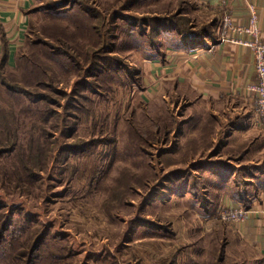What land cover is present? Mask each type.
<instances>
[{
  "label": "rangeland",
  "instance_id": "rangeland-1",
  "mask_svg": "<svg viewBox=\"0 0 264 264\" xmlns=\"http://www.w3.org/2000/svg\"><path fill=\"white\" fill-rule=\"evenodd\" d=\"M31 2L20 57L0 67V264H258L237 228L250 216L221 214L249 208L236 151L249 142L220 151L226 113L203 119L202 103L147 75L161 49L200 41L227 11Z\"/></svg>",
  "mask_w": 264,
  "mask_h": 264
},
{
  "label": "crops",
  "instance_id": "crops-1",
  "mask_svg": "<svg viewBox=\"0 0 264 264\" xmlns=\"http://www.w3.org/2000/svg\"><path fill=\"white\" fill-rule=\"evenodd\" d=\"M204 1L211 9L219 6L231 13L235 23L242 26L249 24V5H254L264 41V0ZM31 6V0H0V56L7 54L9 64L14 63L19 48L25 42ZM221 20L213 27V32L205 34L200 41L171 44L155 53V62H149L147 75L156 86L157 93L171 85L175 95L191 101L190 108L202 103L205 108L203 119L215 117L218 112L226 113V124L218 148L220 151L230 148V143H238V140L249 142V145L236 149L248 156L243 158L247 163L242 162L240 168L243 166L242 170H246V181L249 183L240 197L244 199L243 195L250 193L248 207L262 211L264 128L256 114L255 95L249 91L250 85L257 81L255 56L249 47L229 40L239 37L249 39L250 36L230 32L229 38H224ZM248 164L252 166L251 173L247 170ZM237 228L241 238L257 250V257L251 260L264 264V213L254 212Z\"/></svg>",
  "mask_w": 264,
  "mask_h": 264
},
{
  "label": "built area",
  "instance_id": "built-area-1",
  "mask_svg": "<svg viewBox=\"0 0 264 264\" xmlns=\"http://www.w3.org/2000/svg\"><path fill=\"white\" fill-rule=\"evenodd\" d=\"M251 12L249 24L247 26L237 25L234 21V17L231 13H226L222 20V35L224 38H229V33H236L239 35H248L249 39L244 38H229L230 41L240 44L243 46L249 47L255 56V67L257 72V81L250 85L249 91L255 95V104H256V114L258 116V121L260 125L264 128V41L262 40V31L259 27V16L254 5H249ZM252 209L249 208H240L238 210H223V218H248ZM254 212H263L254 211Z\"/></svg>",
  "mask_w": 264,
  "mask_h": 264
},
{
  "label": "trees",
  "instance_id": "trees-1",
  "mask_svg": "<svg viewBox=\"0 0 264 264\" xmlns=\"http://www.w3.org/2000/svg\"><path fill=\"white\" fill-rule=\"evenodd\" d=\"M33 13V11H32V8H30V10H29V14H30V18H31V14ZM29 25H30V22H29ZM28 30H29V26H28ZM28 30H27V35H28ZM211 31H208L207 33H205V34H208V33H210ZM182 34V33H181ZM27 35H26V39H27ZM26 39H25V41H26ZM192 39H195V38H192ZM185 42H187V41H185ZM195 42H198L197 40H195ZM23 46V45H22ZM22 46L19 48V50H18V52H17V56H16V59H15V61L17 62L18 61V59H19V57H20V51H21V49H22ZM157 49V48H156ZM158 50V49H157ZM8 60H9V58H8V55L7 54H3L2 56H0V67H3V66H8V65H10L9 64V62H8ZM46 236V235H45ZM44 236V237H45ZM42 240V239H41ZM40 241V240H39ZM41 242V241H40ZM38 245H39V242L37 243V247H38ZM36 249V248H35ZM35 251L36 250H34V254H35Z\"/></svg>",
  "mask_w": 264,
  "mask_h": 264
}]
</instances>
